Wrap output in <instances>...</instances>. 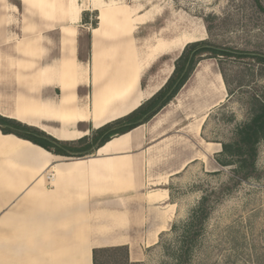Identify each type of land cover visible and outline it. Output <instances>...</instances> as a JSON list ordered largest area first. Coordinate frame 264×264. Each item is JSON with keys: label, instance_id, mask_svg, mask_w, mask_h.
<instances>
[{"label": "crops", "instance_id": "0c3cea01", "mask_svg": "<svg viewBox=\"0 0 264 264\" xmlns=\"http://www.w3.org/2000/svg\"><path fill=\"white\" fill-rule=\"evenodd\" d=\"M93 7L90 0H0L1 117L76 142L164 86L173 71L162 80V69L142 85L159 54L139 57L130 35L147 14L132 11L130 27L96 35L99 22L91 28L83 21ZM199 65L148 122L89 156L52 155L0 132V264H93L94 249L115 247L139 261L155 247L177 215L170 186L192 166L205 173L222 168L221 143L202 133L226 88L206 66L188 87ZM135 69L132 90L106 101L107 84Z\"/></svg>", "mask_w": 264, "mask_h": 264}, {"label": "rangeland", "instance_id": "374dc122", "mask_svg": "<svg viewBox=\"0 0 264 264\" xmlns=\"http://www.w3.org/2000/svg\"><path fill=\"white\" fill-rule=\"evenodd\" d=\"M83 1L86 0H80V4ZM99 1L105 5L127 7L133 13L147 14L144 23L132 26L130 32L137 54L144 60L158 41L179 42V46L170 48V52L163 49L155 53L159 55L149 63L159 57L150 72L144 75L143 86L162 69L165 72L161 79H165L184 48L191 43L206 41L222 49L264 54V13L258 10L254 0ZM260 1L264 6V0ZM98 17V12L93 10L84 14L83 21L95 28ZM199 60L198 63H205L213 71L223 72L228 84V88L225 86L226 99L210 112L202 133L205 141L225 143L249 116L250 97L258 94L257 88L263 87L264 77H260L258 65L250 59L212 58L208 53ZM212 87L208 91L213 93ZM258 167L264 170V143L260 145ZM230 170L222 167L219 172L205 173L199 166L188 169L180 183L170 186L171 201L177 208L173 223L177 226L176 231L171 229L161 235L155 247L144 250L141 260L134 261L138 258L135 255L128 257L127 263L122 253L117 256L119 263L172 264L169 256L177 246L179 227L201 199L203 189L216 187ZM192 264H264V177L241 184L215 209L206 222Z\"/></svg>", "mask_w": 264, "mask_h": 264}, {"label": "trees", "instance_id": "16d2710c", "mask_svg": "<svg viewBox=\"0 0 264 264\" xmlns=\"http://www.w3.org/2000/svg\"><path fill=\"white\" fill-rule=\"evenodd\" d=\"M254 2L258 10L264 13L261 1L254 0ZM208 53H211L212 58L234 56L239 59H250L258 65L260 77H264V54L222 49L206 41H199L188 44L184 48L173 66L171 76L150 100L128 116L100 128L90 138L84 137L76 142H61L36 128L1 116L0 132L26 140L52 155L65 158L89 156L112 137L123 135L145 124L163 107L172 102L193 72L195 65L200 61V57ZM220 73L224 85L228 88L224 73ZM257 90L258 94H252L250 97L249 116L235 129L227 142L221 143L222 152L216 157L218 165L231 169L230 174L216 187L203 189L201 199L191 210L188 219L179 227L177 246L169 256L172 264H192V257L204 233L206 222L215 209L241 184L264 177V170L258 167L260 145L264 143V85ZM176 229L177 226L172 227V231ZM122 253L126 262L129 263L126 247L94 249L92 263L120 264L117 256Z\"/></svg>", "mask_w": 264, "mask_h": 264}, {"label": "bare ground", "instance_id": "6f19581e", "mask_svg": "<svg viewBox=\"0 0 264 264\" xmlns=\"http://www.w3.org/2000/svg\"><path fill=\"white\" fill-rule=\"evenodd\" d=\"M93 1H94L93 2V6H94L93 8L95 11H98V13H99L98 20H99L100 29L98 30V33H97V31H95L96 35L100 33V34H110L109 36H112L114 33L117 32V30L119 28L124 29V28L130 27V25L133 22H135L133 20L131 21V17H132L131 16L132 15L131 9H129L127 7L126 8L120 7L121 5H119V6L118 5H108V4L105 5L99 0H93ZM164 41H166V40L158 41L156 43L155 47L152 49V51L149 54L155 55L156 52L158 53L163 49L165 52H168L170 50V48L173 49V48H176L179 46V42L173 41L172 42L173 44H172L171 41H166V42H164ZM163 45H165V46H163ZM203 66H205V63L201 62L199 67L197 68V70L195 72L193 80H191L188 87H190V85L194 81H196L197 78H199V76L201 74V68ZM137 72H138V70H136V69H135V72H133V73H126L125 72L126 74L132 75V76H120V75H118V76H116L115 81L109 82L107 84V86L105 87V89H108V92L105 94L106 101H109L115 97L123 96V94L125 92L129 93L132 90V87L134 85L133 81L137 75ZM197 85H199V83ZM209 92L212 93L211 91H209ZM112 101H113V99H112ZM195 109H193V110H195ZM132 256L134 257V254H132Z\"/></svg>", "mask_w": 264, "mask_h": 264}]
</instances>
